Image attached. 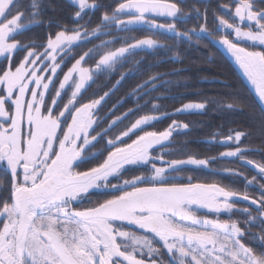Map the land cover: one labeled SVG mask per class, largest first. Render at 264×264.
<instances>
[{"label": "snow or ice", "instance_id": "snow-or-ice-1", "mask_svg": "<svg viewBox=\"0 0 264 264\" xmlns=\"http://www.w3.org/2000/svg\"><path fill=\"white\" fill-rule=\"evenodd\" d=\"M71 3L77 7L76 20L99 7L89 0ZM184 3L118 0L91 32L58 25L61 30L49 33L46 44L36 45L17 37L42 22L44 0H0V264H264V183L257 176L246 179L244 191L193 182L191 176L181 182L184 168H206L209 160L192 155L165 160L163 154L154 156L153 149L187 124L173 120L163 131H149L159 117L145 114L116 133L132 113L129 109L98 131L96 112L109 92L85 101L96 75L114 71L136 50L163 47L158 37L170 35L174 42L195 38L199 44L207 38L219 43L264 105V0L219 5L212 30L207 7L194 8L203 22L181 31L177 23L187 15ZM113 25L118 31L143 27L148 34L115 48L113 40L103 41L64 71L74 45L108 35L104 29ZM88 59L95 61L93 67L85 66ZM206 103L189 102L176 112L204 110ZM246 135L230 131L219 140L237 145L220 157L245 160L248 149L240 141ZM101 141L103 149L93 151ZM245 162L264 179V163ZM85 163L92 166L79 170ZM129 167L143 171L125 179ZM253 185L257 195L247 190ZM94 190H104L108 198L81 207ZM238 200L255 207L237 209ZM234 211L247 217L244 227L232 218ZM222 213L228 218L221 219Z\"/></svg>", "mask_w": 264, "mask_h": 264}, {"label": "trees", "instance_id": "trees-1", "mask_svg": "<svg viewBox=\"0 0 264 264\" xmlns=\"http://www.w3.org/2000/svg\"><path fill=\"white\" fill-rule=\"evenodd\" d=\"M23 2L27 3V0ZM89 2H94L99 7L86 11L82 19L76 20L74 13L77 7L69 0H44V10L39 17L42 22L31 24L17 38L25 44H46L49 33L54 34L61 30L58 25H66L68 28L84 26L91 32L102 24L105 11L111 14L118 0ZM229 2L230 0H185L182 8L187 15L184 21L177 23L178 29L183 31L198 27L203 21L196 18L193 9L199 8L203 11L205 7L208 10V27L210 30L214 29V12L220 14L217 11L219 5ZM49 20L52 21L51 24L47 23ZM24 22L27 24L29 19L26 18ZM161 22L168 21L161 19ZM104 31L109 34L90 36L87 40L74 45L68 54L64 71L85 51L103 41L113 40L112 47L115 48L122 46L125 40L131 42L133 38H143L148 34L143 27L134 28L132 31H118L109 27ZM158 38L163 47L146 51L136 50L114 71L100 73L94 77V82H89L85 101L89 98H99L104 92H109V96L96 112V118L100 121L98 131L107 127L115 116L132 109L129 118L119 125L116 133L145 114L159 117L146 128L149 131H163L173 120L188 125L187 129L180 128L173 132L164 146L153 149L154 156L163 154L165 160L187 159L189 155L198 159H209L216 156L219 151L210 143L214 136L218 140L230 131H242L247 135L241 138L240 146L248 149L246 153L257 162L264 163V132L261 131V124L264 121L261 109L264 105H261L252 85L244 77L243 70L231 54L219 43L207 38L202 39L199 44L195 42V38L193 41L179 42H174L170 35H161ZM23 54L20 53L21 56ZM2 63L3 59L0 60V64ZM94 63V60L88 59L85 66H94ZM122 75L124 78L121 80ZM153 76L157 77L155 81L151 79ZM118 80L119 84L116 83ZM234 97H238L239 101H235ZM189 102L207 103L204 110L176 112V109ZM230 103L237 106L229 109L227 105ZM153 105L156 106L155 110ZM132 139H135V136ZM103 146L104 142L101 141L93 151L102 150ZM229 162L217 159L206 168L187 166L179 173L178 180L186 182V178L191 176L193 182L210 183L214 177L223 184L228 176L218 171L213 174L210 168L214 166L219 170L223 164ZM91 166L92 164L85 163L79 170H87ZM141 171L143 169L129 167L124 178L139 175ZM106 198L108 196L103 190H94L88 197L92 201H102Z\"/></svg>", "mask_w": 264, "mask_h": 264}, {"label": "flooded vegetation", "instance_id": "flooded-vegetation-1", "mask_svg": "<svg viewBox=\"0 0 264 264\" xmlns=\"http://www.w3.org/2000/svg\"><path fill=\"white\" fill-rule=\"evenodd\" d=\"M223 137H220V138H218V140H216V137L214 136V138L211 139L210 143L213 146H216V148L219 151H218V154L216 156H212L208 160H209V163H211V164L212 163L214 164L217 161V159L230 161L229 163L223 164L222 169L216 170V168L214 166H212V168H210V171L213 174L217 173L216 171L225 173L228 176L227 181L222 184V183L216 181L215 178L213 177V179L211 180L210 183H218L222 186H228V187H231V188L239 190V191L246 190L245 189L246 179L250 180L253 176H257L258 181L264 183V179H261L258 176V173L256 171H254V170L248 168L247 166L243 165L241 163L240 159H238V158H221L220 157V153L225 152L229 149H234L235 146H237L236 144L231 143V142L227 146L219 143L218 141L223 139ZM245 153H244L245 160L250 159V160L256 161L251 155H249L247 153L245 154ZM234 172L239 173V175H234L233 174ZM247 190L250 192L251 195H257L258 191H259L258 187L256 185L248 186ZM89 200L90 199L85 200L83 202V204L81 205V207H90L97 202V201L90 200L91 203H89ZM246 207L249 208L250 210H252V209H254L255 206L250 205L249 202H247V201H243V200L236 201V208L237 209H243ZM253 214L255 215L254 211H253ZM220 218L221 219H227L228 216H227V214L222 213ZM232 218L241 221V227H244L243 221L247 219V217L240 211H234L232 214ZM253 231H258V229L253 228Z\"/></svg>", "mask_w": 264, "mask_h": 264}, {"label": "rangeland", "instance_id": "rangeland-1", "mask_svg": "<svg viewBox=\"0 0 264 264\" xmlns=\"http://www.w3.org/2000/svg\"><path fill=\"white\" fill-rule=\"evenodd\" d=\"M70 2H71V0H69ZM110 27H112V28H115V30H117L116 29V27H115V25H113V26H110ZM105 30V29H104ZM0 60H2V58H0ZM86 67H93V66H86ZM244 75V74H243ZM244 77H245V75H244ZM62 78V77H61ZM246 78V77H245ZM247 79V78H246ZM194 111H200V110H192V111H188V112H194ZM178 113H184V112H178ZM155 121V120H154ZM167 142H164V144H166ZM164 144L163 145H158V146H156L155 148H160L161 146H164ZM154 148V149H155ZM104 191V190H103Z\"/></svg>", "mask_w": 264, "mask_h": 264}, {"label": "water", "instance_id": "water-1", "mask_svg": "<svg viewBox=\"0 0 264 264\" xmlns=\"http://www.w3.org/2000/svg\"><path fill=\"white\" fill-rule=\"evenodd\" d=\"M161 19H163V18H161ZM245 161H246V160H241V163H242L243 165L247 166L248 168H250V169H252V170H254V171L257 172V169H255L252 165H248Z\"/></svg>", "mask_w": 264, "mask_h": 264}]
</instances>
